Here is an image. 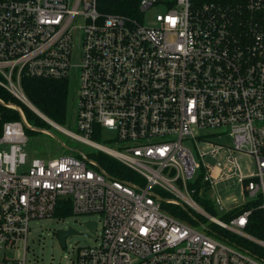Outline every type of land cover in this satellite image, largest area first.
I'll use <instances>...</instances> for the list:
<instances>
[{"label":"built area","instance_id":"2783aa9c","mask_svg":"<svg viewBox=\"0 0 264 264\" xmlns=\"http://www.w3.org/2000/svg\"><path fill=\"white\" fill-rule=\"evenodd\" d=\"M158 4L166 11L152 24L141 21ZM139 12L101 13L97 0H0V87L31 107L24 77L69 80L75 67L80 132L61 129L143 180L119 179L90 157H29L32 126L19 105L0 98L21 115L0 126V264H27L31 221L54 215L62 199L77 213H99L96 229L102 226L98 244L77 247L72 264H264L174 216L161 200L187 203L264 245L244 231L252 210L220 220L193 199L191 186L201 183V194L207 188L220 204L216 185L238 176L264 208V0H139ZM104 127L116 133L113 147L93 140ZM238 153L253 160V173L242 172ZM197 155L230 172L214 179V165ZM20 245L22 257L8 253Z\"/></svg>","mask_w":264,"mask_h":264},{"label":"rangeland","instance_id":"374dc122","mask_svg":"<svg viewBox=\"0 0 264 264\" xmlns=\"http://www.w3.org/2000/svg\"><path fill=\"white\" fill-rule=\"evenodd\" d=\"M166 9L167 7L165 5L158 4L156 8L143 13L141 16V21H143L145 24H152L154 22L155 14L157 12H165ZM78 24H83V21L79 20ZM80 41L81 40L79 39L76 40L75 47L73 49L72 62L74 64L79 63L80 52H81ZM78 75H79L78 69H76L75 67L71 69L70 77L68 80L69 81L68 115H67V120L63 125V127L69 129L70 131H74L76 133L80 132L77 129L76 121H75V116L77 113L76 107H77L78 89H79ZM45 120L49 122L47 119ZM48 130L51 133L41 129H36L35 132L30 134L28 133L29 140L26 146V151L28 152L29 157L50 158V157H56L63 153L71 152L70 150L64 148V146L56 138L58 137L64 142V144L70 146L71 148H78L87 155L95 154L96 156L97 154H101V156L106 160L117 159L116 157L106 153L105 151L99 150L93 145L75 139L74 137L70 136L67 132H65L63 129L59 127L52 125L51 129ZM115 135H116L115 131L104 127L101 129V136L96 135L93 138V140L103 145L113 147L111 139H113ZM212 140L213 142H224V143L231 142V139L229 137L218 138L217 136H215L212 137ZM199 147H201L203 150H209L212 147V145L209 143H199ZM196 158L198 160L204 161L206 164L214 165V170L211 172V176L214 179H217L224 170L230 172V170L226 169L225 167L222 168L216 167L215 166L216 159L211 155H208L203 159L198 157L197 155ZM238 159L241 166V170L244 174H251L255 171V163L249 156H245L238 153ZM133 173L137 175V173L135 172ZM237 178L238 176L227 178L225 180H222L216 185L215 196L219 197V199L221 200L220 204L215 203V199L213 195H211L210 191L207 190L206 192L207 200H205L207 205L204 203V205L202 204V206L208 210V213L210 212L209 214L213 215L218 219L223 220L225 219V215L229 211L244 204L246 200L250 199V197L245 193L243 185L239 181H237ZM192 197L196 201L194 194H192ZM174 204L175 203L169 204V207L171 205L174 206ZM184 204L187 207V209L191 208L196 215H191L189 213V217L183 218L182 219L183 221L195 227L196 229L209 234L211 237L221 240L226 244L231 245L243 251H245L247 248L244 246V243L240 241V239L247 238L252 242H254L255 244H257L258 246V249L256 250L257 254L253 253L252 251L251 252L254 255L259 254L258 257H260L264 261L263 244H260L258 241L249 238L248 236L242 233H238L229 229L227 230L230 231L229 237L231 238V240L222 238L221 236L212 233L210 231L211 228L216 226L212 222L211 218L202 212H196L195 209L192 208L189 204L187 203ZM175 205L182 207L179 202H177V204ZM197 216L200 218V220L197 219ZM191 218L193 219L194 222L190 220ZM88 220H95L99 222L100 214L95 212L77 213L72 210L69 214L63 216L52 215V216H47L32 220L30 223L31 233L29 234L27 241L28 244V248L26 250L27 264H72V259L74 258L75 250L77 249V247L93 246L98 244V242L100 241V235L102 232L101 223H99L98 228L96 230H93L85 223ZM70 227L74 228L78 232H74L67 235L66 244L65 246H63L56 235V231L58 229L66 230L69 229ZM232 232H234V234L237 235V241L235 239V236L232 235ZM8 253L15 257H22L24 253V245H20V247L16 248L15 250L8 251Z\"/></svg>","mask_w":264,"mask_h":264},{"label":"trees","instance_id":"16d2710c","mask_svg":"<svg viewBox=\"0 0 264 264\" xmlns=\"http://www.w3.org/2000/svg\"><path fill=\"white\" fill-rule=\"evenodd\" d=\"M97 8L101 13H118L131 17H138L140 13L139 0H97ZM22 82L24 91L33 106H35L45 117L54 121L60 126H63L67 120L68 115L69 81L67 79L24 77L22 79ZM0 98H2L5 102L11 101L19 105L22 108L27 121L32 127H40L47 130L51 129L52 125L47 122L41 115H39L28 105L15 98L12 94H10L2 87H0ZM20 118L21 115L17 109L10 108L0 102V126H2L5 121L17 120ZM32 127H26L27 134L35 132L36 129H33ZM94 137L95 136H93V138ZM69 153L78 158H81L80 155L75 152L71 151ZM88 156L90 158L96 159L104 169H106L111 175L119 179L134 180L138 184L143 183L141 177L135 175L117 159L106 160L101 156V154H97L96 156L95 154H92ZM191 186L196 187L194 196L199 205L202 206V204H206L205 200H207V188H204L202 190L203 194H201V183H197ZM154 191L158 194H164L158 188H155ZM261 202L262 201L260 198L248 199L246 200V202H244V204L229 211L225 215V219H223V221H231L233 218L237 217L245 210L250 209L252 211L248 216L244 231L259 240H264V208L260 206ZM169 204L173 203L163 202L162 206L180 219L189 217V213L196 215L191 208L184 209L175 204L174 206L171 205L169 207ZM203 208L206 209L205 207ZM71 211V202L69 200L62 199L59 200L54 215L63 216L69 214ZM206 211L208 212L207 209ZM197 219L200 220L198 216ZM190 220L194 222L192 218ZM215 226L216 227H213L210 230L212 233H215L222 238L231 240V238L229 237V230L222 228L217 224H215ZM232 235L235 236V239L237 241V235H235L234 232H232ZM240 241H242L244 243V246L253 253L257 252L256 250L258 249V246L251 240L247 238H241Z\"/></svg>","mask_w":264,"mask_h":264},{"label":"water","instance_id":"95a60500","mask_svg":"<svg viewBox=\"0 0 264 264\" xmlns=\"http://www.w3.org/2000/svg\"><path fill=\"white\" fill-rule=\"evenodd\" d=\"M31 108H33L36 112H38L40 115H42L45 119H47L52 125L56 126V127H59V128H62V126H60L59 124L55 123L54 121L48 119L47 117H45L40 111H38V109H36L35 106H31ZM36 129H41V130H45L47 132H50L49 130L47 129H44V128H36ZM51 133V132H50ZM58 139V141L64 146V148H66L67 150H70L72 152H75L77 153L78 155H80V157L85 160V161H90V158L87 154H85L82 150L78 149V148H71L70 146L64 144V142L59 139L58 137H56ZM97 167L101 170V166L97 164ZM138 188V187H137ZM162 202H165L164 199H161ZM180 205L182 206V208L184 209H187V207L185 206L184 203L182 202H179ZM191 215H193L192 213H190ZM195 218V217H194ZM196 219V218H195ZM90 228H92L93 230L96 229V226H97V223L96 221L94 220H88L85 222ZM74 232H78L77 230H75L74 228L70 227L69 229H58L56 231V235L60 241V243L65 246L66 244V237L67 235L71 234V233H74Z\"/></svg>","mask_w":264,"mask_h":264}]
</instances>
